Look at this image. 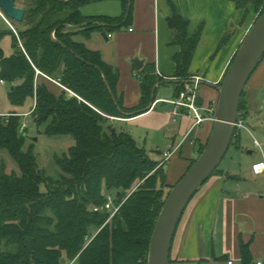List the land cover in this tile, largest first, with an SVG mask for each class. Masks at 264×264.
<instances>
[{"label": "trees", "instance_id": "16d2710c", "mask_svg": "<svg viewBox=\"0 0 264 264\" xmlns=\"http://www.w3.org/2000/svg\"><path fill=\"white\" fill-rule=\"evenodd\" d=\"M14 1L26 10V16L22 23L13 21L20 41L9 32L13 38L10 57L1 48L6 33L0 32V71L2 81L12 85L9 101L24 107L33 99L35 108L28 118L38 127L46 125L47 136L67 137L74 145L56 157L59 175L53 178L41 170L35 144L27 145V136L20 133L23 113L0 116V151H7L19 168L11 173L5 165L0 168V264H65L67 260L148 264L152 234L171 191L164 190L162 162L153 160L129 132L118 130L113 118L143 113L163 81L147 73L141 83V106L130 111L117 90L118 71L100 52L74 40L76 34L90 37L94 32L129 27L134 0H122L121 17L83 15L84 6L99 0H25L24 6ZM226 1L243 10L255 5L259 11L263 6L262 0ZM168 24L174 44L180 47L174 57V77L183 86L191 78L189 69L202 27L189 37V22L175 10ZM227 40L228 35L221 46ZM41 75L63 88L55 93L48 83L39 82ZM243 97L239 117L246 118ZM109 191L116 192L115 204L122 206L105 225L111 213L95 212V208L105 205ZM241 250L243 264H251L249 247L242 244Z\"/></svg>", "mask_w": 264, "mask_h": 264}, {"label": "crops", "instance_id": "0c3cea01", "mask_svg": "<svg viewBox=\"0 0 264 264\" xmlns=\"http://www.w3.org/2000/svg\"><path fill=\"white\" fill-rule=\"evenodd\" d=\"M93 5L97 6L90 9L93 15H83L121 17L124 13L122 0H99L86 6ZM262 7L258 11L251 5L243 10L226 0H134L129 27L83 35L80 42L100 52L103 60L118 71L117 90L130 111L141 106V83L147 73L163 81L157 84L154 101L143 113L113 120L118 130L131 133L139 147L141 143L145 151L148 147L146 152L153 160L163 162L164 154L172 152L163 167L166 194L198 160L215 124L205 121L197 125L187 110H182L173 122L174 107L169 101L178 97L182 81L174 77V57L180 47L174 44L168 20L175 10L189 22V37L202 27L189 74L204 81L199 90L201 114L208 116L207 109H211L216 117L220 93L215 86L222 84ZM227 35L228 40L221 46ZM137 60L142 64H136ZM52 91L59 92L56 87ZM243 101L244 120L252 130L236 132L223 160L231 150L235 152L233 157L245 150L249 153L242 154L237 162L230 160L227 166H219V172L193 197L173 240L171 264H243L242 244L250 249L251 264L264 263V172H253V165L264 162V58L245 88Z\"/></svg>", "mask_w": 264, "mask_h": 264}, {"label": "water", "instance_id": "95a60500", "mask_svg": "<svg viewBox=\"0 0 264 264\" xmlns=\"http://www.w3.org/2000/svg\"><path fill=\"white\" fill-rule=\"evenodd\" d=\"M0 9L10 20L22 23L26 10L14 0H0ZM107 37L106 33H103ZM264 58V12L246 35L220 86L219 104L212 135L202 154L172 188L155 225L148 254V264H171V250L178 225L189 203L220 166L236 132L241 99L245 88ZM141 65L140 61H135ZM203 83V81H202ZM115 135V129H112ZM32 252L31 241L27 242Z\"/></svg>", "mask_w": 264, "mask_h": 264}, {"label": "rangeland", "instance_id": "374dc122", "mask_svg": "<svg viewBox=\"0 0 264 264\" xmlns=\"http://www.w3.org/2000/svg\"><path fill=\"white\" fill-rule=\"evenodd\" d=\"M24 3H25V0H19L18 1L19 6H21V5L24 6ZM94 5H96V4H94ZM94 5L91 7L85 6L84 8H82L83 9L82 12L85 15H90V14L93 15L91 13L92 11H90V9L97 7ZM14 22L12 20H10L8 17H6L5 15L2 16L0 14V32L6 33L4 35V38L1 41V48H2L5 56H7V57H10L13 54V47H12L13 38L9 32L13 31L17 37V40L19 39V37H18V31L19 30L14 26V24H13ZM21 29H25V27H21ZM83 38H84V36L82 34H76L74 36V40L77 42L82 41ZM18 41H20V40H18ZM222 46H224V45H222ZM37 74H39V72H37ZM1 80H2V77H1V71H0V115H5V113H9V112H18V113H23V114L30 112L31 109L33 108V105H34L33 99H28L26 104L24 105V107L12 106V104L10 103L9 98H8V94H9L10 90L12 89V85L8 82H5V84H2ZM41 81L42 82L45 81L52 88L56 87V89H58V90L63 88V86L58 85L59 84L58 82H57V84L52 82V80H49L45 75H41L39 77V82H41ZM27 122L30 125V129L28 130L27 135H26L27 139L29 140L27 145H29L31 142H33L35 144V147H36L35 153H36V156L38 158V163H39L41 170H43L48 176H51L53 178H57L59 175V171H58V168L56 166L55 159L57 156L60 157L64 153H66L74 145V142L70 138H67V137H62V136L49 137V136H47L46 134H44V130L46 128V125H42V126L38 127L35 123L32 122L31 118L30 119L28 118ZM250 130H252V129H250ZM142 144L143 143H141V147L145 148L144 145H142ZM148 149L149 148L147 147L146 151H148ZM243 152L244 153H242V154H245V155L249 153V151H246V150ZM242 154L238 153V154H236L235 157H233V155H235V152H233V150H231L228 153V155L226 156V158L222 161L219 168H223L224 166H227L228 163L231 162L230 160L237 162L238 158ZM231 157H233L234 160H233V158L231 159ZM239 163H237V165H239ZM2 165L6 166L8 173H11L13 170L19 171L18 166L16 165V163L14 162V160L11 158V156L8 154L7 151H0V168L2 167ZM42 191L46 192V188L44 186L42 187ZM107 194L112 195V197L114 199L116 197L115 191H109ZM110 222L111 221H109L108 223H110ZM100 230L97 231L92 236V238L88 241L89 243L96 237V235L100 232ZM72 262L73 261L67 260V261H65V264H71Z\"/></svg>", "mask_w": 264, "mask_h": 264}, {"label": "built area", "instance_id": "2783aa9c", "mask_svg": "<svg viewBox=\"0 0 264 264\" xmlns=\"http://www.w3.org/2000/svg\"><path fill=\"white\" fill-rule=\"evenodd\" d=\"M0 14L4 16V14L0 10ZM13 28V27H12ZM47 77V76H46ZM49 80H52L51 78L47 77ZM203 79L200 77H191L188 80H186L183 83L182 89L178 95V97L175 100L169 101V103L174 107L172 115H173V122H177V117L181 114L182 110H187L193 117L195 118L196 124H202L205 121H215V112L211 109H207V112L209 113L208 116H204L201 114V107L199 106V100H200V85L202 83ZM2 84H5L4 81L1 80ZM35 108V106H34ZM31 113H25L20 114L24 118L20 133L22 135H27L28 129H30V125L27 122V118L29 117ZM6 118H9L11 114L4 115ZM236 126V132L240 131L241 129L248 130V127L245 123L244 118L239 117L237 119V122L235 124ZM235 132V134H236ZM258 146L259 144L256 143ZM172 156V152L168 151L164 154L165 160L161 163V166L165 164L166 161L170 159ZM253 172L255 175H260L264 172V162L257 163L253 165ZM121 205L115 204V199L112 197V195L107 196V202L105 205L95 208V212H103V211H109L111 213L108 221L105 223V225L113 219V217L118 213ZM75 261H73L71 264H74ZM227 264H234L233 261H229ZM257 264H264L263 262H258Z\"/></svg>", "mask_w": 264, "mask_h": 264}, {"label": "bare ground", "instance_id": "6f19581e", "mask_svg": "<svg viewBox=\"0 0 264 264\" xmlns=\"http://www.w3.org/2000/svg\"><path fill=\"white\" fill-rule=\"evenodd\" d=\"M1 10V9H0ZM5 15V14H4ZM185 82V81H184ZM204 82V81H203Z\"/></svg>", "mask_w": 264, "mask_h": 264}]
</instances>
